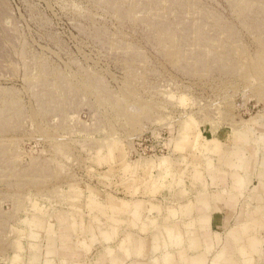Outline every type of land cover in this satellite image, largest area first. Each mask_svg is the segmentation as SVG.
I'll return each mask as SVG.
<instances>
[{"label":"rangeland","instance_id":"374dc122","mask_svg":"<svg viewBox=\"0 0 264 264\" xmlns=\"http://www.w3.org/2000/svg\"><path fill=\"white\" fill-rule=\"evenodd\" d=\"M197 253L264 264V0H0V264Z\"/></svg>","mask_w":264,"mask_h":264},{"label":"crops","instance_id":"0c3cea01","mask_svg":"<svg viewBox=\"0 0 264 264\" xmlns=\"http://www.w3.org/2000/svg\"><path fill=\"white\" fill-rule=\"evenodd\" d=\"M215 141L219 142L221 144V142L215 137ZM233 175H236L235 172H232ZM238 178H236V181L238 182ZM221 204L219 205H212V206H206L207 204H205L203 206V208L200 209L199 211V215H198V222L201 225V227H197L195 228V233L194 235L190 238V242L193 243V245H195L197 248L199 247V245L202 242V238H201V230H203L204 226L207 227L209 220H211L212 224H216L217 222L219 223V225H223V223L226 222V217H224L223 215L221 216V213H225L224 210L230 212L232 210V208H234V203L233 199L230 198V201L224 197L220 198ZM220 208L224 209L221 210ZM213 212V214H211ZM217 217V218H216ZM167 229H171L170 230V235L174 234L175 232L173 231V225H166L165 226ZM174 229H178V228H174ZM201 229V230H200ZM208 233L210 234V232L208 231ZM228 233H232V231L229 229ZM213 235H216V232H212ZM211 235V234H210ZM235 238V240H237L239 237H241L238 233L233 234L231 236V238ZM137 240H141L136 238ZM142 241V240H141ZM51 245V244H50ZM117 260V258H115ZM202 259H204V256L202 254L197 253V255L194 256H190V257H185L184 260L186 261V264H191L192 262L195 261H201ZM173 264H177V263H173Z\"/></svg>","mask_w":264,"mask_h":264}]
</instances>
